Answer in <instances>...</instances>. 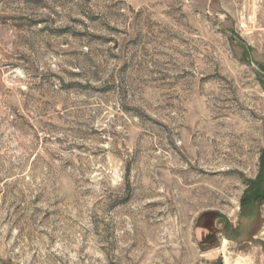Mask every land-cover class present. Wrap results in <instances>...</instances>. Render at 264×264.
<instances>
[{"label":"rangeland","instance_id":"obj_1","mask_svg":"<svg viewBox=\"0 0 264 264\" xmlns=\"http://www.w3.org/2000/svg\"><path fill=\"white\" fill-rule=\"evenodd\" d=\"M0 264H264V0H0Z\"/></svg>","mask_w":264,"mask_h":264}]
</instances>
